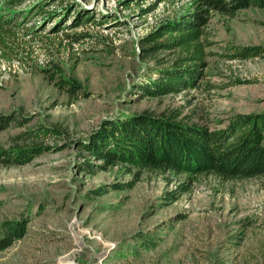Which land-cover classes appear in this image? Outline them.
Listing matches in <instances>:
<instances>
[{
  "label": "rangeland",
  "instance_id": "1",
  "mask_svg": "<svg viewBox=\"0 0 264 264\" xmlns=\"http://www.w3.org/2000/svg\"><path fill=\"white\" fill-rule=\"evenodd\" d=\"M191 2L22 0L12 8H31L18 39L28 49L20 68L0 73V114L17 111L30 117L29 125H57L64 133L48 141L56 149L27 164H0V237L5 222L29 219L24 236L0 248V264H264V175L194 179L120 162L88 169L86 160L101 161L77 143L105 119L144 110L177 109L178 119L210 126L234 113L264 111V8L257 7L212 14L204 35L207 66L196 88L140 95L137 86L155 75L158 62L177 55H142L141 38ZM68 6L85 9L90 21L70 27L71 11L53 32L55 13ZM79 32L88 35L65 36ZM230 45H259L263 55L229 60L222 55ZM35 64H56L80 84L78 93L59 89ZM22 129L0 131V147Z\"/></svg>",
  "mask_w": 264,
  "mask_h": 264
},
{
  "label": "trees",
  "instance_id": "2",
  "mask_svg": "<svg viewBox=\"0 0 264 264\" xmlns=\"http://www.w3.org/2000/svg\"><path fill=\"white\" fill-rule=\"evenodd\" d=\"M21 1L0 0V73L14 64L20 68L25 60L23 56L28 48H22L18 39L22 34L21 28L27 31L22 19H28V13L32 11L31 8L12 9ZM69 6L55 13L58 21L52 28L53 32L62 29L59 23L63 17L71 15V11L75 13L70 27L90 21L91 16L84 12L85 9L70 10ZM248 7L264 8V0H192L191 6L179 15L160 22L150 30L141 38L142 55L159 51H177V55L168 64L158 62L155 75L149 76L147 82L138 84L140 95L157 97L196 88L207 66L206 47L210 43L204 39V35L210 17L214 13L233 15ZM33 12L39 14L41 10L35 8ZM53 15L50 13L45 18ZM91 21L96 22L95 19ZM86 35V32L65 33L73 41ZM226 49L222 56L229 60L242 61L263 55L259 45H230ZM33 68L69 95L77 94L81 87L76 80L63 77L56 64L48 67L35 64ZM178 116L177 109L161 113L144 110L103 120L86 140L77 142L94 159L101 161V164H96L86 160V167L89 169L95 164L103 169L120 162L139 169L188 173L194 179L208 174L223 179L264 175V111L234 113L217 118L213 126L186 122L178 119ZM30 120V117L17 111L0 114V131L11 126L23 128L12 135L10 145L0 147V164H27L33 158L57 148L48 141L61 139L63 128L57 125H29ZM28 221V218L22 217L5 222L6 234L0 237V248L23 237Z\"/></svg>",
  "mask_w": 264,
  "mask_h": 264
}]
</instances>
